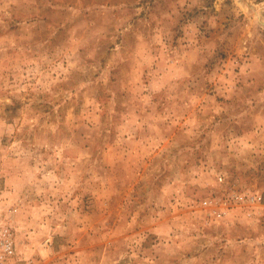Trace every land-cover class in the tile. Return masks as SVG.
<instances>
[{
	"label": "rangeland",
	"instance_id": "obj_1",
	"mask_svg": "<svg viewBox=\"0 0 264 264\" xmlns=\"http://www.w3.org/2000/svg\"><path fill=\"white\" fill-rule=\"evenodd\" d=\"M0 214L36 264H264V0H0Z\"/></svg>",
	"mask_w": 264,
	"mask_h": 264
},
{
	"label": "built area",
	"instance_id": "obj_2",
	"mask_svg": "<svg viewBox=\"0 0 264 264\" xmlns=\"http://www.w3.org/2000/svg\"><path fill=\"white\" fill-rule=\"evenodd\" d=\"M11 224L0 214V264H36L30 258L19 256Z\"/></svg>",
	"mask_w": 264,
	"mask_h": 264
}]
</instances>
